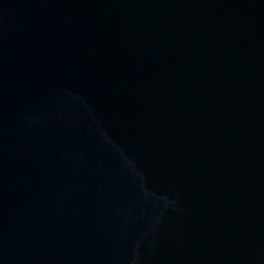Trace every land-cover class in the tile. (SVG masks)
Returning a JSON list of instances; mask_svg holds the SVG:
<instances>
[{
    "label": "water",
    "instance_id": "1",
    "mask_svg": "<svg viewBox=\"0 0 264 264\" xmlns=\"http://www.w3.org/2000/svg\"><path fill=\"white\" fill-rule=\"evenodd\" d=\"M0 264H264V0H0Z\"/></svg>",
    "mask_w": 264,
    "mask_h": 264
}]
</instances>
